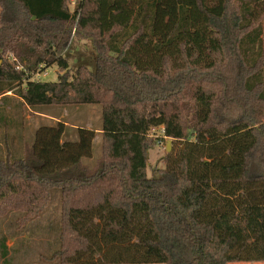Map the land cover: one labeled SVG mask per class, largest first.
I'll return each instance as SVG.
<instances>
[{"label":"trees","instance_id":"1","mask_svg":"<svg viewBox=\"0 0 264 264\" xmlns=\"http://www.w3.org/2000/svg\"><path fill=\"white\" fill-rule=\"evenodd\" d=\"M263 34L264 0H0V95L100 104L104 150L85 164L97 131L63 140L62 121L22 150L5 135L0 218L23 228L59 188V264L264 261ZM75 36L94 69L70 68ZM53 65L57 80L35 77ZM155 127L174 148L149 176Z\"/></svg>","mask_w":264,"mask_h":264},{"label":"rangeland","instance_id":"2","mask_svg":"<svg viewBox=\"0 0 264 264\" xmlns=\"http://www.w3.org/2000/svg\"><path fill=\"white\" fill-rule=\"evenodd\" d=\"M75 6L71 4V8ZM264 38V34H263ZM69 59L70 68L74 70L81 64L90 69L95 68V53L90 40L74 37L69 50L65 53ZM45 74L35 77L46 81L58 79L57 65L51 66ZM11 98L7 104L4 95ZM0 95V112L5 115V121L0 120V150L5 155L7 145L14 151L25 149L32 144L35 131L42 125H55L62 121L67 125V131L63 140H76L77 128L86 127L97 131L93 142V157L84 159V163L90 166L103 155L102 146V106L100 104H85L81 106H42L30 108L22 104L16 90L8 91ZM3 107V108H2ZM6 122V123H5ZM10 136L9 143H5L4 136ZM148 148V175L154 170L164 168L166 157L174 148V140L163 134L162 127H155L149 133ZM53 196L49 206L43 210L39 217L29 221L23 228H19L16 221L20 211H12L7 216L0 218V236L8 235V246L11 248L7 260L0 256V264H59L53 258L59 247L60 232V189L52 190ZM241 264H264V261H243Z\"/></svg>","mask_w":264,"mask_h":264},{"label":"built area","instance_id":"3","mask_svg":"<svg viewBox=\"0 0 264 264\" xmlns=\"http://www.w3.org/2000/svg\"><path fill=\"white\" fill-rule=\"evenodd\" d=\"M76 3H77V0H71V4L73 5V6H76ZM43 74H45L46 75V73L44 72ZM41 75V74H40Z\"/></svg>","mask_w":264,"mask_h":264},{"label":"water","instance_id":"4","mask_svg":"<svg viewBox=\"0 0 264 264\" xmlns=\"http://www.w3.org/2000/svg\"><path fill=\"white\" fill-rule=\"evenodd\" d=\"M168 150L171 151V146L170 145L168 146Z\"/></svg>","mask_w":264,"mask_h":264}]
</instances>
